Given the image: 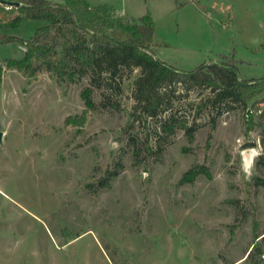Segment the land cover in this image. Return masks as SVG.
Wrapping results in <instances>:
<instances>
[{"label":"rangeland","instance_id":"obj_1","mask_svg":"<svg viewBox=\"0 0 264 264\" xmlns=\"http://www.w3.org/2000/svg\"><path fill=\"white\" fill-rule=\"evenodd\" d=\"M86 1L114 20L149 14L152 49L178 70L231 61L241 79L264 78V0ZM18 13L0 2V35L28 40L43 22L10 27ZM26 51L0 39V264H264V102L252 107L264 93L213 105L211 87L177 83L152 118L132 97L141 69L101 87L30 77L7 66ZM87 86L85 126H65ZM170 116L195 126L192 144L162 129Z\"/></svg>","mask_w":264,"mask_h":264},{"label":"trees","instance_id":"obj_2","mask_svg":"<svg viewBox=\"0 0 264 264\" xmlns=\"http://www.w3.org/2000/svg\"><path fill=\"white\" fill-rule=\"evenodd\" d=\"M10 1L22 4L19 13L9 22L10 27L18 26L23 17L43 22L28 40L0 35V39L6 42L25 43L26 54L19 59L9 58L7 66L23 71L26 76L47 71L59 80L71 82L88 76L93 86L101 87L105 83L110 85L123 68H139L141 74L134 80L132 90L135 109L152 118L170 107L169 88L177 83L211 87L215 96L209 102L213 105L234 100L249 108L248 103L264 93V78L241 79L231 61L205 62L194 70L181 71L161 60L152 49L154 22L149 14L139 23H130L114 20L105 7L91 9L86 0H66L65 3ZM2 72L3 66L0 65V80ZM92 93V86L82 91L86 107L80 114L68 116L65 126H85L89 111L95 107ZM258 102H264V98L253 102L255 110L259 109ZM177 127L185 131L192 144L196 128L189 125L186 118L170 116L162 124V129L169 133ZM204 172L200 168L186 175V179L193 180ZM116 175V171L109 173L106 182L102 183H109Z\"/></svg>","mask_w":264,"mask_h":264},{"label":"built area","instance_id":"obj_3","mask_svg":"<svg viewBox=\"0 0 264 264\" xmlns=\"http://www.w3.org/2000/svg\"><path fill=\"white\" fill-rule=\"evenodd\" d=\"M2 6H4V8L6 10H12L14 8L18 9L20 6H22V4L20 2H18L19 4H15L16 2L10 1V0H0Z\"/></svg>","mask_w":264,"mask_h":264},{"label":"water","instance_id":"obj_4","mask_svg":"<svg viewBox=\"0 0 264 264\" xmlns=\"http://www.w3.org/2000/svg\"><path fill=\"white\" fill-rule=\"evenodd\" d=\"M15 4H17V5H18L19 3H18V2H16ZM0 139H1V133H0Z\"/></svg>","mask_w":264,"mask_h":264}]
</instances>
